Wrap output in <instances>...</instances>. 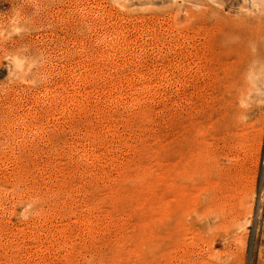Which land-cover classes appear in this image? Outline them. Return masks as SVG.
<instances>
[{
  "label": "rangeland",
  "instance_id": "374dc122",
  "mask_svg": "<svg viewBox=\"0 0 264 264\" xmlns=\"http://www.w3.org/2000/svg\"><path fill=\"white\" fill-rule=\"evenodd\" d=\"M0 264H264V0H0Z\"/></svg>",
  "mask_w": 264,
  "mask_h": 264
}]
</instances>
